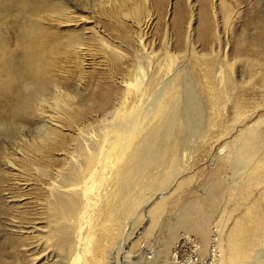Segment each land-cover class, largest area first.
<instances>
[{"label": "bare ground", "instance_id": "1", "mask_svg": "<svg viewBox=\"0 0 264 264\" xmlns=\"http://www.w3.org/2000/svg\"><path fill=\"white\" fill-rule=\"evenodd\" d=\"M30 3H43L47 13L42 71L30 84L37 104L24 124L37 130L33 137L23 131L14 139L0 138V264H5L4 248L13 253L19 248L26 256L34 249L44 264H127L132 242L160 221L167 197L198 175L192 166L203 149L235 129L249 115L248 106L264 108L256 99L264 95V76L248 87L250 77H233L229 59L207 50L188 53L183 68L166 53L155 64L145 53L124 61L110 33L120 29L123 42L124 21L131 19L138 29L150 26V17L140 20V0H0V42L21 23L7 21L8 14ZM203 16L201 43L220 45L207 10ZM174 24L181 34L178 16ZM248 24L256 35L238 32L232 49L264 57V22ZM13 64L10 58L8 66ZM108 70L119 74L113 86L97 79ZM188 76L204 83L216 113L230 103V124L224 120L221 128L203 116ZM13 91L0 87V118L7 116ZM194 137L201 148L190 153L188 141ZM215 156L233 176L224 197L237 201L234 215L227 212L212 226L209 264H264V113L239 128ZM38 158L44 166L34 165ZM137 223L141 226L130 237ZM173 250L174 243L168 262L177 264ZM35 257L30 256L32 264Z\"/></svg>", "mask_w": 264, "mask_h": 264}, {"label": "rangeland", "instance_id": "2", "mask_svg": "<svg viewBox=\"0 0 264 264\" xmlns=\"http://www.w3.org/2000/svg\"><path fill=\"white\" fill-rule=\"evenodd\" d=\"M140 1H142L143 9V14L141 15L140 20L150 17V26L146 29H138L131 19L124 21L128 37L127 39H124L123 42H120L121 39L117 36V34L121 32L120 29L110 33V39L113 38L111 41H116V45L119 44L120 51L125 55L124 61L132 58L135 53H145L152 55L151 57L153 58V61L155 60L153 64H155L162 61L163 54L166 53L175 55V65L183 68L188 53L195 52L201 54L207 50L223 61L229 59L233 68V77H250L248 81H245V83H248V87L258 78L264 76V57H262L261 53L251 50L238 53L232 49V44L234 43L238 32H244L247 36L256 35V31L253 29V24L246 25V22L249 20L250 23L252 20L255 21L258 19L264 22V0ZM205 10H207L208 18L212 21L213 26L214 24L216 25V30L215 27H211V29H213L212 34L215 33L221 37L220 45L214 43L212 45L210 42L209 45L207 44L206 48L197 35L203 27V12ZM177 16L182 20L181 34L176 32L177 28L174 24ZM189 22L190 26L187 29ZM11 32L12 31L9 32L10 38L13 35V32ZM156 54L160 56L158 57ZM159 58L160 60H158ZM144 62H146L145 59ZM249 66H252L253 68L251 74L246 72V69ZM118 76L119 74L117 72L111 73V70H108L105 71L104 74L99 75L97 79L101 85L108 84L113 86L114 83H116V78ZM188 79L191 83V88L195 97L200 98L201 100L203 116H211L218 122V124H221V128H223L224 120L227 124H230L233 117V109L231 108L230 103L223 106V109H221L219 113H216L215 111L217 107H214L210 103L211 99L208 94L209 91L204 83L200 80L197 81V78L192 76H188ZM48 93V101L50 98V101L52 102L54 95L52 89L51 91L49 90ZM256 99L258 103L264 104V95H260ZM50 101L48 103H51ZM250 109L251 111L249 115L244 116L242 120L236 124L235 129L230 130L226 134L224 133L220 135L218 140L215 136L216 139L214 137V140L212 139L211 141V147L208 145L206 150L203 149L204 151L201 153V158L195 161L192 166L194 171L198 170V175H194L192 180L183 185V187L177 190L174 194L172 193L167 197L163 212L159 218L160 221L154 225V227L149 229L148 233L139 234V238H136V241L132 242L133 254L127 261V264H166V262L167 264H173L172 262H168L170 250L173 243L175 244V241L182 239L183 234L195 238L197 240H195L196 244L199 243L200 245L199 241H201L202 251L200 250V247L197 249L201 256L210 252V240L214 232L212 227L214 222L219 220L220 217L227 212L234 215L236 211L234 210L232 212L231 207L232 204L237 201L235 198H229L228 200L224 197V187L227 186L233 176L230 168L222 161V159L216 158L215 162L216 151L225 141L232 138L239 128L264 113V108L262 107L253 108V106L250 105L246 108V112ZM206 129L209 130L211 127H206ZM33 130L36 131L37 129L28 126L23 130L24 133H22L27 137H33L35 136V133L32 132ZM198 142L197 137L190 138L188 141L190 149L188 151L190 153L195 152V150H197V152L199 151L201 147L196 144ZM193 147L195 149H193L194 151L191 150ZM9 150L12 149L9 148ZM209 158L215 163H209ZM0 161H4V158L0 157ZM44 164L45 163L38 158L35 160L34 165L44 166ZM35 170L37 169L32 168L31 172L37 174ZM39 175L40 172L37 176ZM38 187L40 188V186ZM203 223V231L201 230L198 232L200 225ZM140 226L141 223H137L133 227L132 231L129 232L130 237H133V235L136 234ZM123 246L127 245L124 244ZM146 249L147 251L145 252ZM39 250L37 253L41 252V248ZM29 251L32 252L26 256V253H23L19 248L16 249L15 253H13L12 249L4 248L2 259L5 264H32L31 258L32 256H36L35 259L32 260L33 264L47 263L44 257H37V255H35L36 251L34 249ZM136 255H140V257L135 258Z\"/></svg>", "mask_w": 264, "mask_h": 264}, {"label": "clouds", "instance_id": "3", "mask_svg": "<svg viewBox=\"0 0 264 264\" xmlns=\"http://www.w3.org/2000/svg\"><path fill=\"white\" fill-rule=\"evenodd\" d=\"M43 3L18 4L8 14L7 21H21L10 39L0 42V87L11 90L12 100L6 118H0V138L14 139L24 129L26 119L37 104V94L30 87L42 71L39 55L44 37L42 19L46 15ZM26 17V21H22ZM14 61L8 66L9 59Z\"/></svg>", "mask_w": 264, "mask_h": 264}, {"label": "built area", "instance_id": "4", "mask_svg": "<svg viewBox=\"0 0 264 264\" xmlns=\"http://www.w3.org/2000/svg\"><path fill=\"white\" fill-rule=\"evenodd\" d=\"M176 255H174L177 264H209L210 253L201 256L198 253V248L195 239L189 237H182L181 240L174 244ZM174 249V247H173Z\"/></svg>", "mask_w": 264, "mask_h": 264}, {"label": "crops", "instance_id": "5", "mask_svg": "<svg viewBox=\"0 0 264 264\" xmlns=\"http://www.w3.org/2000/svg\"><path fill=\"white\" fill-rule=\"evenodd\" d=\"M166 264H167V262H166Z\"/></svg>", "mask_w": 264, "mask_h": 264}]
</instances>
